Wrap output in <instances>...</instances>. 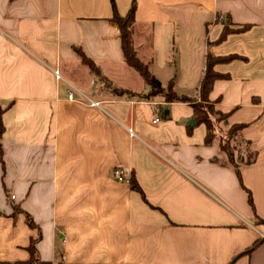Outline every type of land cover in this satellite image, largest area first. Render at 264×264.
I'll list each match as a JSON object with an SVG mask.
<instances>
[{"label": "crops", "instance_id": "crops-1", "mask_svg": "<svg viewBox=\"0 0 264 264\" xmlns=\"http://www.w3.org/2000/svg\"><path fill=\"white\" fill-rule=\"evenodd\" d=\"M135 1L132 41L163 86L199 102L219 60L208 98L222 130L244 125L239 173L192 101L143 97L112 20L132 0H0V264L37 238L38 264H264V0Z\"/></svg>", "mask_w": 264, "mask_h": 264}, {"label": "trees", "instance_id": "trees-1", "mask_svg": "<svg viewBox=\"0 0 264 264\" xmlns=\"http://www.w3.org/2000/svg\"><path fill=\"white\" fill-rule=\"evenodd\" d=\"M136 10V1L132 0L130 8L126 15L121 16L118 14L115 7H113V16L112 20L118 25L120 35H121V47L124 55V59L126 64L135 70L139 76L142 78L143 82L148 86V91L143 95L145 98H154L160 97L165 102L172 101H192L190 98L182 95H178L173 90V81L170 80L165 86L161 84V82L152 74L150 71L148 63L142 61L138 55L137 51L134 47L132 41V30L133 24L135 22L134 14ZM242 27L239 30L244 29ZM233 29H230L227 25L224 26L222 35L220 39H223L225 35ZM81 62L85 64L92 74H96L100 77V79L106 84L111 85V81L102 75L99 67L96 65L94 61L87 58L85 55L80 53ZM219 62L218 59L208 58L206 62V69L204 76L201 80L199 86V98L200 101H192L191 106L193 108V118L196 123L204 124L206 128L205 134V143L210 144L215 140L217 136H219V149L224 154L225 161L221 163L230 164L234 167L237 173H239V166L235 159V150H238L235 143L233 141L236 139L239 132L244 127L243 124H232L229 125L225 130H222L221 124L224 123L229 115V112H223L219 110L214 101H211L208 98L210 90L214 81L221 77L219 73H217L213 66ZM117 92L123 94L127 91L124 90H116ZM1 113V110H0ZM3 125L0 120V138L3 132ZM0 152H1V143H0ZM255 152L247 151L246 163H250L255 159ZM131 186L134 189H138V185L135 181H131ZM15 211L18 212L19 209L15 208ZM26 216V221L29 226H34V223L29 215ZM38 239V238H37ZM37 239H32L30 245L28 246V250L30 252V257L26 261L15 262L13 264H38L36 259V250H35V242Z\"/></svg>", "mask_w": 264, "mask_h": 264}, {"label": "built area", "instance_id": "built-area-1", "mask_svg": "<svg viewBox=\"0 0 264 264\" xmlns=\"http://www.w3.org/2000/svg\"><path fill=\"white\" fill-rule=\"evenodd\" d=\"M55 75L59 78V74H58V71H55ZM86 99H87V103L90 105V106H96L98 107L100 105V102L99 101H95V100H92V99H89L88 97L84 96ZM158 110V109H157ZM158 121V117H155L153 122H157ZM131 132V130H129ZM115 179L119 182H124V183H129L130 182V177L127 175L126 171L121 168V167H116L113 169L112 171ZM9 199L10 200H13L14 199V195L13 194H10L9 195Z\"/></svg>", "mask_w": 264, "mask_h": 264}, {"label": "rangeland", "instance_id": "rangeland-1", "mask_svg": "<svg viewBox=\"0 0 264 264\" xmlns=\"http://www.w3.org/2000/svg\"><path fill=\"white\" fill-rule=\"evenodd\" d=\"M233 143H235L234 145H236L237 149L240 150V147L242 146L243 147V144L240 143V141L238 139H235L233 141Z\"/></svg>", "mask_w": 264, "mask_h": 264}, {"label": "water", "instance_id": "water-1", "mask_svg": "<svg viewBox=\"0 0 264 264\" xmlns=\"http://www.w3.org/2000/svg\"><path fill=\"white\" fill-rule=\"evenodd\" d=\"M189 124H190V125H192V124H193V120H192V119L189 121Z\"/></svg>", "mask_w": 264, "mask_h": 264}]
</instances>
